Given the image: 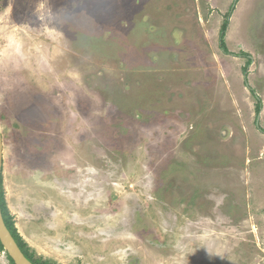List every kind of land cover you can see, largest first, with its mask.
Wrapping results in <instances>:
<instances>
[{
  "label": "rangeland",
  "instance_id": "obj_1",
  "mask_svg": "<svg viewBox=\"0 0 264 264\" xmlns=\"http://www.w3.org/2000/svg\"><path fill=\"white\" fill-rule=\"evenodd\" d=\"M0 127L36 258L264 264V0H0Z\"/></svg>",
  "mask_w": 264,
  "mask_h": 264
},
{
  "label": "trees",
  "instance_id": "obj_2",
  "mask_svg": "<svg viewBox=\"0 0 264 264\" xmlns=\"http://www.w3.org/2000/svg\"><path fill=\"white\" fill-rule=\"evenodd\" d=\"M229 16V14H228ZM227 16V17H228ZM229 19V18H228ZM228 19L225 20L224 24L222 25V28L220 30V46L223 49V51L227 52V45H226V35L229 27V21ZM249 64L251 63V59H249ZM254 94V91H253ZM262 110V103L260 99L257 98V105H256V112L259 113ZM0 204L2 208V213L4 217V221L9 229V231L12 233L13 237L15 238L16 242L18 243L19 247L25 254V256L33 263V264H57L56 262H52L50 260H45L42 258H36L35 254L31 251L29 248L27 242L22 238L20 235L18 229L16 228L14 218L12 217L8 206L6 204V200L3 193V176L1 177L0 182ZM0 252H5L3 245L0 242ZM7 258L9 259L11 264H15L12 258L8 255Z\"/></svg>",
  "mask_w": 264,
  "mask_h": 264
},
{
  "label": "water",
  "instance_id": "obj_3",
  "mask_svg": "<svg viewBox=\"0 0 264 264\" xmlns=\"http://www.w3.org/2000/svg\"><path fill=\"white\" fill-rule=\"evenodd\" d=\"M259 126V117L257 119ZM4 166V142L2 131L0 127V182ZM0 242L4 247L5 253L8 254L15 264H33L23 253L12 233L9 231L3 217L2 208L0 204Z\"/></svg>",
  "mask_w": 264,
  "mask_h": 264
},
{
  "label": "clouds",
  "instance_id": "obj_4",
  "mask_svg": "<svg viewBox=\"0 0 264 264\" xmlns=\"http://www.w3.org/2000/svg\"><path fill=\"white\" fill-rule=\"evenodd\" d=\"M210 256L212 255L211 253H208Z\"/></svg>",
  "mask_w": 264,
  "mask_h": 264
}]
</instances>
